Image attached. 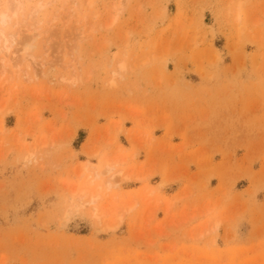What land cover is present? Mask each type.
<instances>
[{
    "label": "rangeland",
    "instance_id": "1",
    "mask_svg": "<svg viewBox=\"0 0 264 264\" xmlns=\"http://www.w3.org/2000/svg\"><path fill=\"white\" fill-rule=\"evenodd\" d=\"M18 1L0 264H264V0Z\"/></svg>",
    "mask_w": 264,
    "mask_h": 264
},
{
    "label": "bare ground",
    "instance_id": "2",
    "mask_svg": "<svg viewBox=\"0 0 264 264\" xmlns=\"http://www.w3.org/2000/svg\"><path fill=\"white\" fill-rule=\"evenodd\" d=\"M12 1H14V2H12V4H10V5H8L10 8H12V14L11 15H9L8 13H7V9L6 10H4V11H0V24L1 25H5L6 23H8L9 21H11L10 19L12 18V15L14 16L15 14H16V12H17V10H19V9H21V3H20V1H18V0H12ZM7 2H9V3H11V1H8L7 0ZM42 7V5H40V4H37L34 8H33V10H32V12H31V14L30 15H33V14H35V13H37L38 12V10L40 9ZM30 24V23H29ZM27 24H25V27H26V29H24V31L25 32H28L29 33V31L30 32H32V29H30L28 26H32V25H27ZM35 26V25H34ZM29 28V29H28ZM27 29H28V31H27ZM21 32V31H20ZM22 33V32H21ZM21 33H19V36L17 35V38H21L20 37V35H21ZM0 38H3V40L4 41H6L7 40V38H6V36L4 35V32H3V30H1V28H0ZM25 46H29V45H25ZM24 46V48H26ZM23 48V49H24ZM28 48V47H27ZM26 48V49H27ZM25 50V49H24ZM22 52H23V50H22ZM124 63H123V61H121L120 63H119V69H120V71H117V72H121V70L123 69L124 70ZM114 74L116 75L117 73H116V71H114ZM112 84V83H111ZM107 169V168H106ZM108 169H109V167H108ZM111 169H112V167H111ZM111 169H110V171H111ZM109 171V170H108ZM116 175H121V171L120 170H118L116 173H115ZM129 175L128 174H125L124 175V178H127ZM138 177V176H137ZM82 194L83 193H81V194H78L79 196H77V203H75V204H73L74 206H72L73 208L72 209H70V207L69 208H67V212L66 213H68L70 210H73V211H77V210H79V209H81V208H83L84 207V205L86 206L87 204H94L95 202H96V200L98 199V197H94V196H92L88 201H83L84 199H83V196H82ZM92 207V206H91ZM129 208H132V206L130 205L129 206ZM80 211V210H79ZM98 207L97 206H94L93 205V213H92V215L91 216H93V217H97L98 216ZM74 212V213H75ZM65 214V213H64ZM67 215V214H66ZM63 217H64V215H63ZM66 217H68V216H66ZM99 218V217H98ZM68 218H66V219H64V220H67ZM62 221H63V219H62ZM64 222V221H63ZM110 227V226H109Z\"/></svg>",
    "mask_w": 264,
    "mask_h": 264
}]
</instances>
